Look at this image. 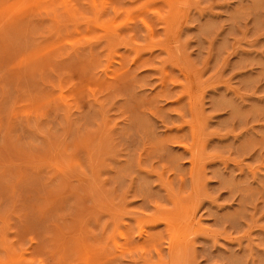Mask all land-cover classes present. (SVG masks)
Masks as SVG:
<instances>
[{
    "label": "rangeland",
    "instance_id": "obj_1",
    "mask_svg": "<svg viewBox=\"0 0 264 264\" xmlns=\"http://www.w3.org/2000/svg\"><path fill=\"white\" fill-rule=\"evenodd\" d=\"M0 264H264V0H0Z\"/></svg>",
    "mask_w": 264,
    "mask_h": 264
},
{
    "label": "bare ground",
    "instance_id": "obj_2",
    "mask_svg": "<svg viewBox=\"0 0 264 264\" xmlns=\"http://www.w3.org/2000/svg\"><path fill=\"white\" fill-rule=\"evenodd\" d=\"M182 7H183V6H182ZM150 26H151V25H150ZM152 33H153V31H152ZM195 136H196V135H195ZM182 137H183V136H182ZM192 147H193V146H192ZM194 162H195V161H194ZM192 164H193V166L195 167V163H192ZM169 225H171L172 227H174V225H172V223H170V222H169ZM179 229H180V228H179ZM143 231H147V230H145V228H144ZM174 233H175V232H174ZM175 238H176V237H175ZM175 238H174V240H175ZM175 241H176V240H175ZM172 242H173V241H172ZM168 244H169V243H168ZM169 248H170V250H171V249L173 248V245L171 244Z\"/></svg>",
    "mask_w": 264,
    "mask_h": 264
}]
</instances>
